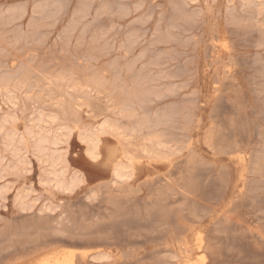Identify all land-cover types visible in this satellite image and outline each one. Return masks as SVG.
I'll return each mask as SVG.
<instances>
[{"label": "rangeland", "instance_id": "1", "mask_svg": "<svg viewBox=\"0 0 264 264\" xmlns=\"http://www.w3.org/2000/svg\"><path fill=\"white\" fill-rule=\"evenodd\" d=\"M51 253L264 264V0H0V264Z\"/></svg>", "mask_w": 264, "mask_h": 264}, {"label": "bare ground", "instance_id": "2", "mask_svg": "<svg viewBox=\"0 0 264 264\" xmlns=\"http://www.w3.org/2000/svg\"><path fill=\"white\" fill-rule=\"evenodd\" d=\"M247 3H249V2H247ZM59 81V80H58ZM57 81V82H58ZM56 82V81H55ZM5 84V83H4ZM6 85V84H5ZM8 85V84H7ZM8 92H9V90H8ZM127 105V104H126ZM125 108H127V107H124V111L125 110H127V109H125ZM146 123V122H145ZM144 123V124H145ZM148 123V122H147ZM150 124V123H149ZM143 125V124H142ZM146 125V124H145ZM147 126H148V124H147ZM138 127V126H137ZM149 127V126H148ZM144 128V127H143ZM102 131H103V133L107 130V129H112V130H114L115 131V127L112 125V124H109V123H103L102 125H101V128H100ZM117 131V130H116ZM133 131H136V130H132V132ZM131 132V131H130ZM137 132V131H136ZM138 133V132H137ZM132 134H135V132L134 133H128V135H131L132 136ZM154 135H156V134H154ZM157 136V135H156ZM130 137V136H129ZM155 137V136H154ZM134 138V137H133ZM156 138V137H155ZM154 138V139H155ZM158 138L159 137H157V140H158ZM153 139V138H152ZM82 140H84V138H82ZM90 141V144L92 145V147L91 148H85V152L86 153H88V155H90L92 158H96L97 156H100V155H102V153H101V147H100V143H101V140H100V138H99V136L97 137V138H93V139H90L89 140ZM152 141V140H151ZM150 140H148V142H151ZM160 141V140H159ZM152 142H155V141H152ZM158 142V141H157ZM147 143V142H146ZM81 144V143H80ZM155 144H158V143H155ZM160 144H161V142H160ZM144 146V145H143ZM146 146H150V144L148 145V144H146ZM146 146H144L145 148H146ZM161 146V145H160ZM162 146H163V148H164V145H163V143H162ZM161 146V147H162ZM157 149H158V147L157 146H155ZM143 148V147H142ZM150 149H152L151 147H149ZM149 148H147V149H149ZM160 148V147H159ZM149 149V150H150ZM120 150H122V149H120ZM164 150V149H163ZM141 151L143 152L144 150L143 149H141ZM152 151H154L153 149H152ZM151 151V152H152ZM156 151V150H155ZM154 151V152H155ZM84 152V153H85ZM145 152H146V150H145ZM144 152V153H145ZM122 153H123V151H122ZM147 153V152H146ZM145 153V154H146ZM158 153V152H157ZM156 153V154H157ZM155 154V155H156ZM114 154H108L107 156H106V164L107 165H111L112 166V169H113V172H114V174H115V176L117 177V178H127V179H129L130 177H132L131 175H132V170H133V167H132V164H130V163H124L123 161H121V160H115V157L113 156ZM123 155L125 156V153H123ZM123 155H122V158H125V157H123ZM148 155H150L149 154V151H148ZM148 155H147V157H148ZM158 156H159V154H158ZM163 156V155H162ZM165 156H166V154L164 155V158H165ZM149 157H151V156H149ZM167 157V156H166ZM132 158V160H133V157H131ZM160 158V157H159ZM128 160H129V158H127ZM127 159H125L126 161H127ZM135 160L137 159V160H139L138 158H134ZM150 159V158H149ZM154 159V158H153ZM155 160V159H154ZM157 160H161V161H163V158L161 157V159H157ZM164 160H167V159H164ZM148 161V160H147ZM127 162H129V161H127ZM58 183H60V181H57ZM200 242H202V241H200ZM203 245V244H202ZM202 248V247H201ZM186 249V248H185ZM204 249V248H203ZM188 250V249H187ZM202 250V249H201ZM186 251V250H185ZM200 251V250H199ZM206 251V250H205ZM182 252H183V250H182ZM187 252V251H186ZM203 253H204V250L202 251ZM206 253V252H205ZM100 254V253H99ZM182 256V255H181ZM73 257H74V255H73ZM71 258L70 256H68V255H64V254H61V253H51V254H47L45 257H43V258H41V259H39L35 264H72V259L74 260V258ZM184 257V256H183ZM205 258V257H204ZM189 259V258H188ZM181 261V260H180ZM202 261H203V258H202ZM183 263V262H182ZM176 264V263H175ZM185 264H195V263H191L190 262V260H186L185 261Z\"/></svg>", "mask_w": 264, "mask_h": 264}]
</instances>
